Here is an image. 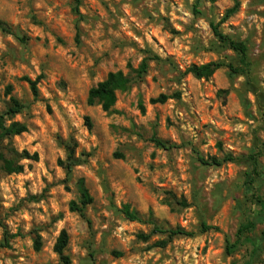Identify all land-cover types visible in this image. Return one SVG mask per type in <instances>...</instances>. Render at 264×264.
I'll list each match as a JSON object with an SVG mask.
<instances>
[{
	"label": "clouds",
	"instance_id": "9594fccd",
	"mask_svg": "<svg viewBox=\"0 0 264 264\" xmlns=\"http://www.w3.org/2000/svg\"><path fill=\"white\" fill-rule=\"evenodd\" d=\"M0 264H264V0H0Z\"/></svg>",
	"mask_w": 264,
	"mask_h": 264
}]
</instances>
